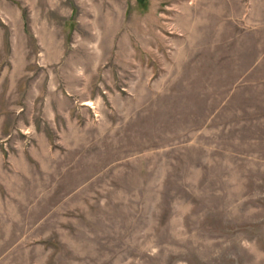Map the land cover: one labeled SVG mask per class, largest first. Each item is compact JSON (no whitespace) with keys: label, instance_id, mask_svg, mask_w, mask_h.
Returning a JSON list of instances; mask_svg holds the SVG:
<instances>
[{"label":"rangeland","instance_id":"obj_1","mask_svg":"<svg viewBox=\"0 0 264 264\" xmlns=\"http://www.w3.org/2000/svg\"><path fill=\"white\" fill-rule=\"evenodd\" d=\"M0 264H264V0H0Z\"/></svg>","mask_w":264,"mask_h":264}]
</instances>
